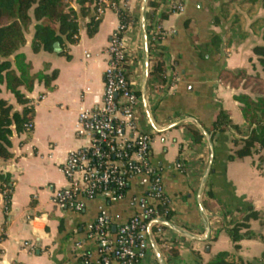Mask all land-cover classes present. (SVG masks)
Here are the masks:
<instances>
[{
  "label": "crops",
  "instance_id": "1",
  "mask_svg": "<svg viewBox=\"0 0 264 264\" xmlns=\"http://www.w3.org/2000/svg\"><path fill=\"white\" fill-rule=\"evenodd\" d=\"M66 1L79 12L76 0ZM147 1L131 0L129 4L134 24L125 34L128 82L139 98L135 121L141 132L152 137L151 162L160 172L164 194L174 211L164 230L177 248L172 257L153 245L147 264H207L222 252L236 254L245 262L260 259L264 242L242 241L236 252L222 225L228 221V211L252 206L263 213V224L251 221L250 229L264 234V165L259 166L256 156L228 161L238 134L229 131L212 140L205 128L223 109L245 131L246 122L235 97L247 92L231 88L220 76L224 71H244L263 77L253 49L264 46V40L250 28L257 17H264V10L247 18L245 28H239L233 25L234 20L220 17L226 0H184L185 13L171 15L167 14L171 0H154L159 3L155 17H159L164 33L160 57L166 66V84L158 86L151 75L158 55L149 52ZM188 19L191 23L186 28ZM89 21L88 17L79 19L78 43L69 48V59L60 51L33 53V32L20 50L32 73L58 71V76L50 88L38 84L33 92L25 93L34 108L32 129L14 134L12 158L0 160V173L9 177L12 187L9 203L5 194H0V264H80L83 255L95 260L97 244L89 239L86 229L98 217L99 209L107 211L116 227L134 215L129 204L145 192L133 184L123 202L82 200L80 212L58 209L52 202L54 193L68 186L61 171L68 154L84 146L76 133L80 111L95 110L102 101L107 48L120 26L118 16L108 11L97 33L89 37ZM213 37L222 42L218 54L207 49ZM0 97L21 112L23 107L4 85ZM189 126L200 131L202 142H195ZM178 163L181 171L175 168ZM210 190L213 199L208 196Z\"/></svg>",
  "mask_w": 264,
  "mask_h": 264
},
{
  "label": "trees",
  "instance_id": "2",
  "mask_svg": "<svg viewBox=\"0 0 264 264\" xmlns=\"http://www.w3.org/2000/svg\"><path fill=\"white\" fill-rule=\"evenodd\" d=\"M118 6V19L121 26L134 24V19L129 11L131 0H111ZM213 1V0H212ZM96 0L77 1L79 12H75L66 0H0V94L1 86L14 96L16 103L23 107L21 112L14 109L9 101L0 97V160L7 161L12 158L10 149L11 138L14 134L30 132L26 129L33 122L34 108L25 93L34 91L36 85L43 84L50 88L57 79L58 71L48 75L43 72L32 73V66L26 62V58L20 50L27 43V36L33 32L31 48L33 53L40 52L56 53L69 56V48L78 43L80 31V18H90L87 26V34L93 37L100 25V20H95L93 6ZM147 6L150 9V29L155 20L156 10L159 3L148 0ZM238 7H248V13L258 8H264V0H226L222 4L220 17L223 20H234L233 25L243 28L241 13L236 10ZM160 22V19H159ZM220 22L216 19V24ZM191 20L185 22L189 28ZM263 24L264 17L253 23V28ZM264 40V29L262 32ZM162 39L152 42L149 31V52L157 53L155 65L151 75L155 78L158 86L166 84V66L160 57L162 51ZM219 37H213L207 49H212L218 54L221 47ZM253 55L257 58L258 64L263 73L259 75H248L244 71L233 74L224 71L221 81L231 88L246 91L247 94H240L235 100L241 105L240 110L246 122L245 131L235 125L229 112L219 109L213 118L210 127L205 128L211 139L217 135L229 131L238 134L232 143L233 153L228 161L243 159L247 157H258L259 166L264 165V46H256ZM196 143L203 141L204 137L195 126H189ZM11 185L9 177L0 173V194H5L7 203L10 201ZM209 198L213 199V193L208 192ZM159 213H166V220H171L174 214L171 202H164L159 206ZM236 214V215H235ZM228 221L222 225V231L234 244L235 251L240 250V243L245 240H259L264 242V234H255L250 229L251 221H259L261 224L263 213L256 211L252 206L236 208L226 213ZM168 253L173 257L177 255V248H170ZM207 264H264V255L260 259L245 262L236 254L222 252L216 255Z\"/></svg>",
  "mask_w": 264,
  "mask_h": 264
},
{
  "label": "built area",
  "instance_id": "3",
  "mask_svg": "<svg viewBox=\"0 0 264 264\" xmlns=\"http://www.w3.org/2000/svg\"><path fill=\"white\" fill-rule=\"evenodd\" d=\"M92 10L95 20L102 19L108 11L118 15V6L111 0H96ZM185 10L184 0L167 4L169 15L183 14ZM130 28L131 25H120L112 36L102 101L95 110L80 111L76 133L84 146L68 154L61 167L68 186L54 193L52 202L58 209L80 212L82 200L123 202L133 184L145 192L129 204L134 215L116 227L107 211L99 209L98 217L86 229L89 239L97 244V258L83 255L80 264H147L153 245L166 252L173 247L164 230L166 213H159V206L169 200L160 172L151 162L152 137L139 130L134 118L139 98L128 82L125 34ZM150 38L154 43L164 38L158 16ZM149 118L153 122L150 115ZM26 129L30 131L32 124ZM175 168L181 171L182 164Z\"/></svg>",
  "mask_w": 264,
  "mask_h": 264
},
{
  "label": "rangeland",
  "instance_id": "4",
  "mask_svg": "<svg viewBox=\"0 0 264 264\" xmlns=\"http://www.w3.org/2000/svg\"><path fill=\"white\" fill-rule=\"evenodd\" d=\"M236 10H238V12H240L241 13V16H242V21H243V28H245V26H246V22H247V18H250V19H252V18H254V17H256L258 14H259V12L261 11V10H264V8H258V9H256L254 12L253 11H251V13H248V7H238ZM261 18H263V17H261ZM258 19H260V18H256L255 19V21H257ZM254 21V22H255ZM251 31L253 32V33H255V34H260V35H262V32H263V29H264V26H263V24H260V23H258L254 28H253V26H251Z\"/></svg>",
  "mask_w": 264,
  "mask_h": 264
},
{
  "label": "water",
  "instance_id": "5",
  "mask_svg": "<svg viewBox=\"0 0 264 264\" xmlns=\"http://www.w3.org/2000/svg\"><path fill=\"white\" fill-rule=\"evenodd\" d=\"M199 128L201 129V131L203 132V134L207 138V140L210 142V138H209L208 134L206 133V131L203 130L200 126H199Z\"/></svg>",
  "mask_w": 264,
  "mask_h": 264
}]
</instances>
